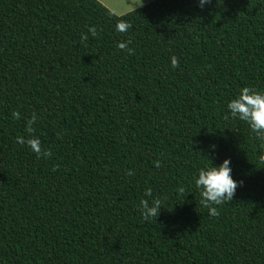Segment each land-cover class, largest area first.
Instances as JSON below:
<instances>
[{
    "label": "trees",
    "instance_id": "trees-1",
    "mask_svg": "<svg viewBox=\"0 0 264 264\" xmlns=\"http://www.w3.org/2000/svg\"><path fill=\"white\" fill-rule=\"evenodd\" d=\"M244 87L264 92V0H0V264H264V137L226 107ZM226 158L210 216L193 176Z\"/></svg>",
    "mask_w": 264,
    "mask_h": 264
},
{
    "label": "clouds",
    "instance_id": "clouds-1",
    "mask_svg": "<svg viewBox=\"0 0 264 264\" xmlns=\"http://www.w3.org/2000/svg\"><path fill=\"white\" fill-rule=\"evenodd\" d=\"M210 2L211 0H198V6L203 7L206 3ZM127 27H129V25L126 23L119 22L116 25V31H124ZM89 31L92 35H96L94 28H90ZM86 38V35L81 36L82 40ZM116 46L120 49H125L129 53L133 51L131 48L127 47L126 42H117ZM171 65L172 67L177 65L175 57L171 58ZM226 107L231 117L245 121L254 132L264 137V92H257L248 87H244L235 98L227 103ZM15 115L16 113H13V116ZM34 119L35 117L28 121V132L33 131L31 125ZM27 143L38 156L49 155L47 151L43 153L40 152L38 148V138L33 137L27 140ZM212 147L214 148L215 146L213 145ZM209 155H211V153ZM231 172L230 160L226 158L219 165L211 163V165L202 167L198 170V174L193 176L195 187L201 198L200 202L208 207L210 216L217 215V209L212 205H220L233 198L237 187V181L233 179ZM129 174H131V171H129ZM183 190L184 189L181 187L180 191L183 192ZM145 193L146 196L151 197V188H146ZM160 209V201L156 199H152L151 202L147 199H142L139 203L141 217L145 220L154 216L157 217Z\"/></svg>",
    "mask_w": 264,
    "mask_h": 264
},
{
    "label": "rangeland",
    "instance_id": "rangeland-1",
    "mask_svg": "<svg viewBox=\"0 0 264 264\" xmlns=\"http://www.w3.org/2000/svg\"><path fill=\"white\" fill-rule=\"evenodd\" d=\"M99 1L117 16L118 15L122 16L154 0H99Z\"/></svg>",
    "mask_w": 264,
    "mask_h": 264
}]
</instances>
